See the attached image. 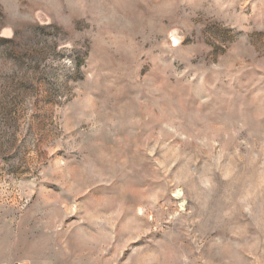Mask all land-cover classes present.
<instances>
[{"label":"rangeland","instance_id":"1","mask_svg":"<svg viewBox=\"0 0 264 264\" xmlns=\"http://www.w3.org/2000/svg\"><path fill=\"white\" fill-rule=\"evenodd\" d=\"M264 264V0H0V264Z\"/></svg>","mask_w":264,"mask_h":264},{"label":"built area","instance_id":"2","mask_svg":"<svg viewBox=\"0 0 264 264\" xmlns=\"http://www.w3.org/2000/svg\"><path fill=\"white\" fill-rule=\"evenodd\" d=\"M15 264H21V263H15Z\"/></svg>","mask_w":264,"mask_h":264}]
</instances>
